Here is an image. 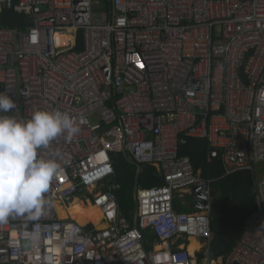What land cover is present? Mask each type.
I'll return each instance as SVG.
<instances>
[{
  "label": "built area",
  "instance_id": "obj_1",
  "mask_svg": "<svg viewBox=\"0 0 264 264\" xmlns=\"http://www.w3.org/2000/svg\"><path fill=\"white\" fill-rule=\"evenodd\" d=\"M0 6L27 23L0 29V92L16 104L3 114L26 120L60 110L79 127L39 150L59 164L46 194L51 207L37 219L0 223V264H264V175L238 242L213 258L211 181L179 156L186 139H202L223 176L264 163V0ZM120 154L164 181L135 186L133 224L115 198ZM76 196L100 211L105 229L58 217L53 202L66 209ZM190 239L199 245L193 253Z\"/></svg>",
  "mask_w": 264,
  "mask_h": 264
},
{
  "label": "trees",
  "instance_id": "obj_2",
  "mask_svg": "<svg viewBox=\"0 0 264 264\" xmlns=\"http://www.w3.org/2000/svg\"><path fill=\"white\" fill-rule=\"evenodd\" d=\"M15 1L13 0V3ZM26 28V17L10 8L0 6V29L23 31ZM209 152L208 142L202 139H186L179 148V156L189 159L194 172L203 179L211 181L213 202L210 231L212 240L208 249L213 258H219L227 255L236 245L245 219L256 209L255 182L257 179L254 170H243L223 176L224 170L219 159L209 158ZM113 161L115 181L119 185V189L115 191L116 202L123 216L133 224L135 186L140 188L163 186L164 181L152 166H142L136 176L135 166L122 154L115 156ZM90 204V201L85 202L92 217L91 223L98 230L105 229L107 224L101 213ZM175 209L181 210L177 204ZM262 209L264 212V205ZM87 210L84 209L86 215ZM73 217L78 222L74 214ZM79 224L84 226L87 223ZM148 237L151 240V237Z\"/></svg>",
  "mask_w": 264,
  "mask_h": 264
},
{
  "label": "clouds",
  "instance_id": "obj_3",
  "mask_svg": "<svg viewBox=\"0 0 264 264\" xmlns=\"http://www.w3.org/2000/svg\"><path fill=\"white\" fill-rule=\"evenodd\" d=\"M14 108L7 91L0 92V223L18 216L37 219L51 207L46 194L59 164L40 158L39 150L61 135L71 139L79 132L67 112L35 110L26 120L3 114Z\"/></svg>",
  "mask_w": 264,
  "mask_h": 264
},
{
  "label": "bare ground",
  "instance_id": "obj_4",
  "mask_svg": "<svg viewBox=\"0 0 264 264\" xmlns=\"http://www.w3.org/2000/svg\"><path fill=\"white\" fill-rule=\"evenodd\" d=\"M53 207H54V209H55V211H56V213L60 219H66L67 215H69L70 217L73 218V220H75L73 217V214H74L77 217V220L79 223H81V224L91 223V218L89 217V212L87 210L85 202H82V200L79 196L74 197L71 200V203L69 205H67L66 209H64L62 207V205L56 201L53 202ZM84 209L87 210V215H86V212L84 211ZM81 226H83V225H81ZM157 249L159 250V248H157ZM188 249H189L190 253H193L194 251H197L199 249V245L194 239H190Z\"/></svg>",
  "mask_w": 264,
  "mask_h": 264
},
{
  "label": "rangeland",
  "instance_id": "obj_5",
  "mask_svg": "<svg viewBox=\"0 0 264 264\" xmlns=\"http://www.w3.org/2000/svg\"><path fill=\"white\" fill-rule=\"evenodd\" d=\"M254 172L256 175V179L258 180L262 175H264V163L263 164H257L254 166ZM83 204V203H82ZM84 206V205H83ZM82 206V207H83ZM89 217L92 219L91 215L89 214ZM88 224V223H87ZM147 234V233H146ZM149 235H146V241L149 243L150 239L148 237Z\"/></svg>",
  "mask_w": 264,
  "mask_h": 264
},
{
  "label": "water",
  "instance_id": "obj_6",
  "mask_svg": "<svg viewBox=\"0 0 264 264\" xmlns=\"http://www.w3.org/2000/svg\"><path fill=\"white\" fill-rule=\"evenodd\" d=\"M134 166H135V168H136V176L139 174V172H140V166H138V165H136V164H134V163H132Z\"/></svg>",
  "mask_w": 264,
  "mask_h": 264
}]
</instances>
